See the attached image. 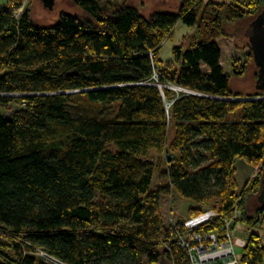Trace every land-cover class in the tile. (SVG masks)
<instances>
[{
    "label": "trees",
    "instance_id": "16d2710c",
    "mask_svg": "<svg viewBox=\"0 0 264 264\" xmlns=\"http://www.w3.org/2000/svg\"><path fill=\"white\" fill-rule=\"evenodd\" d=\"M9 1L0 108H21L0 112V264H191L176 228L208 209L217 217L200 232L224 240L240 212L231 229L247 231L240 263L264 264L262 238L250 233L264 219V171L242 187L235 178L238 158L264 164L262 70L251 45L262 90L226 100L244 96L230 88L218 45L225 24L264 17V0H179L176 12L150 17L126 1L108 16L101 0H71L91 19L62 14L49 27L30 9L17 17L24 0ZM179 23L197 36L165 63ZM170 190L198 206L167 221Z\"/></svg>",
    "mask_w": 264,
    "mask_h": 264
},
{
    "label": "rangeland",
    "instance_id": "374dc122",
    "mask_svg": "<svg viewBox=\"0 0 264 264\" xmlns=\"http://www.w3.org/2000/svg\"><path fill=\"white\" fill-rule=\"evenodd\" d=\"M125 1L128 2L129 5H133L141 15L146 17H150L154 13L159 12H176L180 6L179 0H101V5L105 10L106 15L109 16L111 12L120 7V5ZM214 1L220 2L221 0ZM10 6L12 7L9 0H0L1 8L7 10L10 9ZM21 7L22 8L20 10H14L16 16L20 17V15L25 10L30 9L31 18L34 24L40 27H49L55 25L62 14H70L72 16L79 17L82 20H88L90 18L83 9L78 7L71 0H24ZM261 13H264V8L261 9ZM256 19L257 17L254 16V18L233 22L232 24H225V30L228 35L218 41V45L223 56L221 66L224 68L225 73L231 78L230 88L232 89L233 93L235 95L241 94L244 96V98L240 99H247V97L258 94L262 90L261 88L257 87L256 82L258 78L257 75L259 72V67L255 65L253 58H248V56L252 53V47L250 44V38L248 37L246 31L251 28ZM196 32L197 26H187L181 23L177 24V27L172 35L173 37L166 39L162 45L160 59H162L165 63L174 61L176 59L174 56L176 48L182 47L184 50H188L190 48L189 44L193 41L194 37L197 36ZM243 65L247 66L244 74H236L237 71L243 69ZM204 69L207 71L205 67ZM163 88L164 87H161L160 89L163 90ZM169 89L177 94H180L182 91L181 89L179 90L175 87H170L168 90ZM20 108V103H13L9 109L0 108V112L5 116H10L13 114L14 110H18ZM152 152L155 154V151ZM235 167L237 170L235 178L239 187L245 185L248 179L249 181L258 179L259 176H261V173L264 171L263 163L252 169L251 166L247 165V163L240 158L237 159ZM258 168H260L261 172L259 171L260 173L257 175ZM159 180L160 178L155 179V189H157L156 187L159 184ZM172 194L173 193L171 192L170 195H164L161 201L162 215H164L166 220L171 215V213H173L175 217H187L189 215L188 210L191 207L196 208V206H198V204L195 202L185 198L183 199L180 196L175 195V193L173 196ZM256 203L257 200L252 198L248 204L247 210L251 215H255L257 212L256 210L258 207ZM237 230L239 232L235 233L238 236L246 238L247 231L242 223L237 225ZM250 233L259 234L262 238V243L264 244V219L263 223L259 224L255 228H252ZM3 238L5 239V237L1 235L0 239ZM242 253V249H236V254L239 260L242 257ZM50 260L55 264H62L53 258Z\"/></svg>",
    "mask_w": 264,
    "mask_h": 264
},
{
    "label": "built area",
    "instance_id": "2783aa9c",
    "mask_svg": "<svg viewBox=\"0 0 264 264\" xmlns=\"http://www.w3.org/2000/svg\"><path fill=\"white\" fill-rule=\"evenodd\" d=\"M257 169V175L261 172ZM256 175V176H257ZM217 217V213L212 209L197 215L194 218L185 220L180 228H176L180 237L179 243L188 252L191 264H241L236 254V249L245 248L247 240L238 236L232 230V222L241 217L240 212H236L234 218L226 221V238L221 240L215 233H202L199 229ZM175 223V222H174ZM182 226V227H181Z\"/></svg>",
    "mask_w": 264,
    "mask_h": 264
},
{
    "label": "water",
    "instance_id": "95a60500",
    "mask_svg": "<svg viewBox=\"0 0 264 264\" xmlns=\"http://www.w3.org/2000/svg\"><path fill=\"white\" fill-rule=\"evenodd\" d=\"M263 18V17H262ZM259 18V19H262ZM256 19L255 23L249 28L246 33L248 37L250 38V44L253 47V52L255 55V59L258 63V65L261 67L262 74H261V79L264 80V19L260 20ZM263 87H264V82H263ZM185 91V90H183ZM187 92V91H185ZM228 101H242V102H247V100H255L253 98H247V99H236V100H229ZM264 177V175H263ZM259 200L261 205H264V179H263V184H262V191L259 196Z\"/></svg>",
    "mask_w": 264,
    "mask_h": 264
},
{
    "label": "flooded vegetation",
    "instance_id": "af4514ba",
    "mask_svg": "<svg viewBox=\"0 0 264 264\" xmlns=\"http://www.w3.org/2000/svg\"><path fill=\"white\" fill-rule=\"evenodd\" d=\"M259 18H262V17H259ZM259 18H258V19H259ZM263 19H264V17H263L262 19H259V21H260V20H263ZM263 27H264V26H263Z\"/></svg>",
    "mask_w": 264,
    "mask_h": 264
}]
</instances>
